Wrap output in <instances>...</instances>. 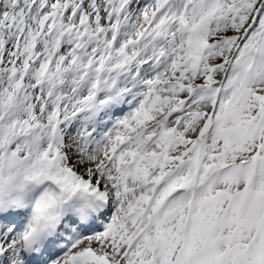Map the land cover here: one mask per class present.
I'll list each match as a JSON object with an SVG mask.
<instances>
[{
  "label": "snow or ice",
  "instance_id": "1",
  "mask_svg": "<svg viewBox=\"0 0 264 264\" xmlns=\"http://www.w3.org/2000/svg\"><path fill=\"white\" fill-rule=\"evenodd\" d=\"M0 264H264V0H0Z\"/></svg>",
  "mask_w": 264,
  "mask_h": 264
}]
</instances>
